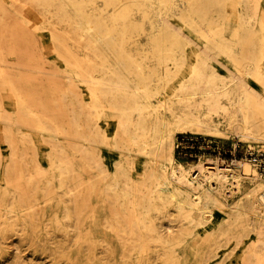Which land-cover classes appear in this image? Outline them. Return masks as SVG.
<instances>
[{
	"label": "bare ground",
	"instance_id": "bare-ground-1",
	"mask_svg": "<svg viewBox=\"0 0 264 264\" xmlns=\"http://www.w3.org/2000/svg\"><path fill=\"white\" fill-rule=\"evenodd\" d=\"M247 80L264 0H0V264H264L256 165L175 154L213 114L264 139Z\"/></svg>",
	"mask_w": 264,
	"mask_h": 264
},
{
	"label": "rangeland",
	"instance_id": "rangeland-1",
	"mask_svg": "<svg viewBox=\"0 0 264 264\" xmlns=\"http://www.w3.org/2000/svg\"><path fill=\"white\" fill-rule=\"evenodd\" d=\"M213 54V53H211ZM209 63V73L214 76H226L228 79L234 81L240 73L236 71L223 57L207 58ZM234 79V80H233ZM200 88L204 89L205 85L200 84ZM248 91L256 93V98L264 102V92L255 82L251 80L246 81L244 85ZM240 115L236 112L235 121L231 125H226L222 118L213 114L212 119L216 121L214 129L207 126H200L201 132H180L177 134V145L175 154L182 163L190 168H199L202 166L210 165L209 163H219L230 165L232 164H245L251 160L255 166V170L260 177L264 176V172L258 169L256 157L264 154V139L255 140L244 138L243 132L233 124L238 123ZM259 170V171H258ZM228 179L233 182L235 179ZM227 194L236 196L237 191ZM17 245H12V248ZM25 251L22 253L24 254Z\"/></svg>",
	"mask_w": 264,
	"mask_h": 264
},
{
	"label": "built area",
	"instance_id": "built-area-1",
	"mask_svg": "<svg viewBox=\"0 0 264 264\" xmlns=\"http://www.w3.org/2000/svg\"><path fill=\"white\" fill-rule=\"evenodd\" d=\"M256 162L258 164V169L264 172V154L258 155L256 157Z\"/></svg>",
	"mask_w": 264,
	"mask_h": 264
}]
</instances>
